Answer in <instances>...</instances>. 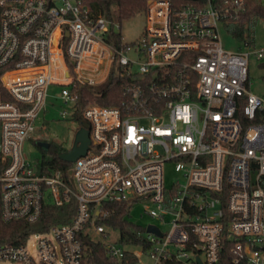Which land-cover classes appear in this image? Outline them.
Returning <instances> with one entry per match:
<instances>
[{
	"label": "built area",
	"instance_id": "1",
	"mask_svg": "<svg viewBox=\"0 0 264 264\" xmlns=\"http://www.w3.org/2000/svg\"><path fill=\"white\" fill-rule=\"evenodd\" d=\"M229 3L241 0H148L143 36L116 46L121 25L83 0H0V224L36 225L62 208L47 229L0 244V264H95L90 240L115 264H145L144 253L156 264H264V95L250 90V57L264 49H225ZM52 84L73 108L62 116L90 124L87 153L67 165L23 150L50 138L37 121ZM116 203L129 220L142 204L169 225L149 223L162 235L146 230L148 250L112 242Z\"/></svg>",
	"mask_w": 264,
	"mask_h": 264
},
{
	"label": "trees",
	"instance_id": "2",
	"mask_svg": "<svg viewBox=\"0 0 264 264\" xmlns=\"http://www.w3.org/2000/svg\"><path fill=\"white\" fill-rule=\"evenodd\" d=\"M148 0H83L96 15H104L111 19L114 23H119L122 26L123 20L135 17L143 13L147 8ZM184 1V0H182ZM223 25L227 31L238 41H241L245 46L252 44L251 36L254 32L256 23L264 18V0H241L239 5L229 3L224 6ZM255 34V33H254ZM112 41L116 46L123 43L122 31L114 30L112 32ZM114 80L108 82V89L112 87ZM113 93V92H112ZM109 94L106 102L114 103L117 100L116 94ZM59 143H52L48 149V154L44 156L54 165L67 162L60 158V153L66 151ZM128 206L124 204H112V211L106 220L107 225H114L120 230L121 244L123 245H139L146 250L149 249L148 233L145 226L136 224L126 215ZM62 208L50 207L47 214L44 215L42 222L36 225H29L24 221H13L10 223L0 224V244L3 243H19L25 240L31 232L37 230H45L51 224L58 222V217L61 216ZM57 219V220H56ZM61 221V220H60ZM89 257L86 260L95 264H115L114 258L108 253L105 245L99 242L90 240L88 242ZM130 262H136L135 257L130 256ZM229 256L226 255L224 261H228ZM164 264H176L174 260H167ZM226 264H230L229 262Z\"/></svg>",
	"mask_w": 264,
	"mask_h": 264
},
{
	"label": "rangeland",
	"instance_id": "3",
	"mask_svg": "<svg viewBox=\"0 0 264 264\" xmlns=\"http://www.w3.org/2000/svg\"><path fill=\"white\" fill-rule=\"evenodd\" d=\"M146 25L145 13H140L133 18L123 20L121 30L124 36V41L132 43L137 41L143 36ZM220 37L226 50L238 51L246 49V46L235 39L222 24L219 25ZM253 33V32H252ZM255 37V40H254ZM251 40H254L252 48L261 50L264 49V20H260L256 23L255 34L251 36ZM250 90L259 95H264V59L260 60L257 54L253 53L250 57ZM61 86L52 84L48 89L47 98V112H43L40 119L37 121L42 123L43 117L48 121V131L51 133L50 138H43L38 142L26 140L24 142L23 150L25 155L29 158V161L37 162L41 161L46 154L52 143H59L66 149H71L75 139L76 132L79 128V121L73 117H63L61 110L68 109L73 110L71 104H66L64 100L58 97L61 92ZM49 155V154H48ZM176 177V172L172 166L168 167V178ZM153 206V205H152ZM151 208V206L149 207ZM147 208H144L142 204H137L131 209L129 215L130 221L142 226H147L149 223L159 224L164 231H166L169 224L162 223L157 219H153L145 213ZM170 217L166 216V221H169ZM120 238V231L113 232L109 240L116 242ZM34 243V238L30 240V246ZM136 250L137 248H132ZM139 250V249H138ZM140 251V250H139ZM141 260L145 264H156L155 260L149 254H143ZM5 264V263H1Z\"/></svg>",
	"mask_w": 264,
	"mask_h": 264
},
{
	"label": "water",
	"instance_id": "4",
	"mask_svg": "<svg viewBox=\"0 0 264 264\" xmlns=\"http://www.w3.org/2000/svg\"><path fill=\"white\" fill-rule=\"evenodd\" d=\"M90 144V124L83 120L81 121V127L76 132L72 148L69 151L60 153V158L69 162H73L77 158L87 153ZM146 230L151 233L162 235L160 228L154 224H148ZM198 260L200 264H203L200 259Z\"/></svg>",
	"mask_w": 264,
	"mask_h": 264
},
{
	"label": "crops",
	"instance_id": "5",
	"mask_svg": "<svg viewBox=\"0 0 264 264\" xmlns=\"http://www.w3.org/2000/svg\"><path fill=\"white\" fill-rule=\"evenodd\" d=\"M261 20H264V18H262ZM254 33H255V27H254L253 36H254ZM254 40H255V37H254ZM254 40H252V46H253V42H254Z\"/></svg>",
	"mask_w": 264,
	"mask_h": 264
}]
</instances>
